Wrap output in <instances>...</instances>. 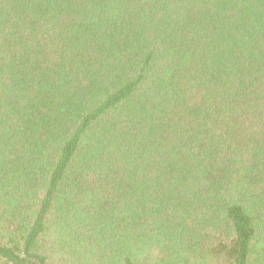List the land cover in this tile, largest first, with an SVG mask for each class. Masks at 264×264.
<instances>
[{
    "label": "trees",
    "instance_id": "obj_1",
    "mask_svg": "<svg viewBox=\"0 0 264 264\" xmlns=\"http://www.w3.org/2000/svg\"><path fill=\"white\" fill-rule=\"evenodd\" d=\"M0 264H264V0H0Z\"/></svg>",
    "mask_w": 264,
    "mask_h": 264
}]
</instances>
